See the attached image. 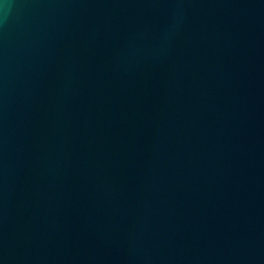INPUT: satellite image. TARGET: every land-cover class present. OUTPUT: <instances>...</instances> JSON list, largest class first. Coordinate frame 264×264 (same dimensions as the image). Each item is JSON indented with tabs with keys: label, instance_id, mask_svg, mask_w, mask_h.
I'll return each instance as SVG.
<instances>
[{
	"label": "water",
	"instance_id": "95a60500",
	"mask_svg": "<svg viewBox=\"0 0 264 264\" xmlns=\"http://www.w3.org/2000/svg\"><path fill=\"white\" fill-rule=\"evenodd\" d=\"M0 264H264V0H0Z\"/></svg>",
	"mask_w": 264,
	"mask_h": 264
}]
</instances>
